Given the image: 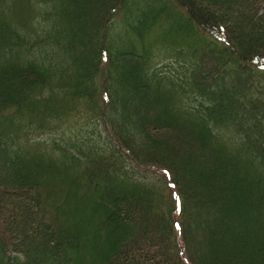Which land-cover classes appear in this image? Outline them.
Instances as JSON below:
<instances>
[{"label": "trees", "instance_id": "trees-1", "mask_svg": "<svg viewBox=\"0 0 264 264\" xmlns=\"http://www.w3.org/2000/svg\"><path fill=\"white\" fill-rule=\"evenodd\" d=\"M0 4V264H264V0Z\"/></svg>", "mask_w": 264, "mask_h": 264}, {"label": "rangeland", "instance_id": "rangeland-1", "mask_svg": "<svg viewBox=\"0 0 264 264\" xmlns=\"http://www.w3.org/2000/svg\"><path fill=\"white\" fill-rule=\"evenodd\" d=\"M24 5V2H17V8L19 7V6H23ZM2 7V4H0V8ZM34 10H35V8H33ZM34 10H31L28 14L29 15H32V16H35V11ZM32 11H34V12H32ZM12 13H13V15H15L16 14V11H13L12 10ZM25 17V16H24ZM28 17V15L26 14V17L25 18H27ZM16 18H18V14H16ZM33 20H35V18L33 19ZM36 23H37V21H36ZM33 24H35L34 23V21H32L31 23H28L27 25H29V26H33ZM39 24V23H38ZM71 122H76V119L75 120H70V122L69 123H71ZM74 125V124H73ZM79 128H80V126H78ZM90 128L91 127H89V126H85L84 127V129H81V131H82V135H80V136H71L70 138L71 139H73V140H75V139H78V141H79V146H80V148H83L84 147V143H89V144H91V145H94L95 143H97L98 145H101V144H103V140H102V137H100V135L97 133V132H95V134H93L92 136H90V137H88L90 134H86V133H90L91 132V130H90ZM258 132V137H259V135H260V138L262 137V134H261V132L260 131H257ZM71 135H76V132L74 131V132H72L71 133ZM99 135V136H98ZM257 135L255 136L256 138H258L257 137ZM83 136V137H82ZM2 142H3V140H2ZM22 145V144H21ZM24 146V145H23ZM22 146V147H23ZM85 148V147H84ZM152 177L151 178H156V179H158L163 185H167V181L165 182V180H164V178H163V176L161 175V174H159V173H157L156 171H154V170H152L151 169V172H148ZM158 182V181H157Z\"/></svg>", "mask_w": 264, "mask_h": 264}]
</instances>
